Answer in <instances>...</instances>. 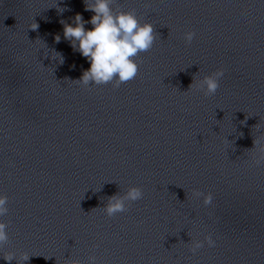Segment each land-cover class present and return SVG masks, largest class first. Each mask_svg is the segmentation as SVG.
<instances>
[{
    "label": "clouds",
    "instance_id": "9594fccd",
    "mask_svg": "<svg viewBox=\"0 0 264 264\" xmlns=\"http://www.w3.org/2000/svg\"><path fill=\"white\" fill-rule=\"evenodd\" d=\"M116 0H85L86 10L94 13L90 21L93 26L91 30L85 28L83 17L77 14L72 23L61 21L63 24L64 39L71 42L74 50L79 51L89 63L90 68L85 70L79 83L85 87L90 84L100 86L112 84L113 88H119L121 84L127 83L136 78L139 71V64L136 57L140 53L149 51L156 39L154 27L151 23L141 24L136 16L135 10L121 11L113 10L112 5ZM63 11V9H59ZM35 23L33 30L37 29ZM195 33L188 31L184 34L186 43H191ZM61 37L57 35L55 40L60 42ZM223 70H217L211 75L205 76L199 81L197 87L204 91L205 96L214 95L219 87V78L223 76ZM194 84L189 86L193 88ZM254 150L258 151L259 159L257 163L264 160V144L259 139L254 141ZM194 196L203 195L199 191L193 192ZM143 198V191L140 187L130 186L124 195H113L108 198L107 204L101 207L108 217H113L118 213L128 210V203L135 202ZM213 197L211 194L205 195L203 203L211 204ZM8 197L0 195V216L8 212ZM95 209V208H94ZM92 209V210H94ZM7 225L0 222V246L8 242ZM205 240L209 246H214V241L210 236ZM203 247L201 241H193L190 251L195 252ZM46 258V257H45ZM8 262L16 259L15 254L7 253L3 256ZM29 256L21 254L18 264L27 261ZM90 264H95V257H90ZM67 264H80L78 260H68Z\"/></svg>",
    "mask_w": 264,
    "mask_h": 264
}]
</instances>
